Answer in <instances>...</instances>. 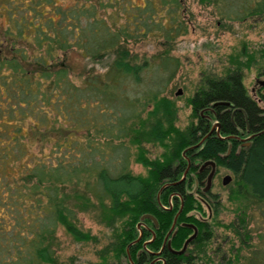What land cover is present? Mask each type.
<instances>
[{"label":"trees","instance_id":"trees-1","mask_svg":"<svg viewBox=\"0 0 264 264\" xmlns=\"http://www.w3.org/2000/svg\"><path fill=\"white\" fill-rule=\"evenodd\" d=\"M56 2L57 0H0V16L6 17L8 24L3 31L5 38L23 39L28 43L26 48L18 47L12 57L2 56L0 53V96L2 98L5 93L3 85L13 91L16 90L17 94L13 92L12 96L19 97L20 108H17V104L13 106L9 102L8 105L11 107L9 113L12 115L6 117L3 113L4 108L2 104L0 105V177L5 185L17 189L20 196L26 193L24 186L28 185L22 182L13 184L17 173L8 171V168L11 161L20 160L26 152L23 142H20L21 138L26 137L23 123L28 112L24 110V104L30 107L33 104L32 99H39L41 104L53 105L55 102L51 90L61 88L58 101L66 104L63 115H68V122L62 121L65 126L59 122V126L47 127L56 131L67 129L66 139L72 138V141L64 143L57 139L53 151H60L64 145L71 156L75 155L74 149L84 148L92 151L93 159L100 154L104 157L103 138H97L98 133L94 132H98L99 125L102 126L103 108L117 95L112 90L116 86L118 88L125 85L127 72L124 68L129 67L130 62L124 59L126 57L131 61L133 53L124 43L144 33L141 23L143 25L153 23L154 26L159 23L161 29L158 35L167 45L188 30L184 0L124 1V5L118 8L120 12L118 17L114 18L116 23L123 18V22L116 30H113L103 18V10L108 6L115 8V4L119 3L117 0H105L104 3L99 0L100 8L91 2L89 7H86L88 4L86 3L84 8L69 11L62 7L55 12L56 8L52 11L53 8L49 5ZM80 3V0H75V5L82 6L83 3ZM242 6L240 19L247 14L264 12V9L257 10L255 8L257 5L252 7L253 5L245 3ZM143 10L147 13H143ZM156 14L161 21L155 18ZM112 15L115 16V12H112ZM49 25L54 28L53 31H48ZM86 25L90 30V37L87 36ZM149 34L150 31H147V36ZM59 48L63 51H59ZM72 48L80 50L82 55L91 59H103L114 53L115 58L107 65L104 73L87 72L83 84L77 85L70 79V68L65 60L67 52ZM61 55L64 59H60ZM242 55L246 57L243 59ZM253 60H255L253 55L246 52L243 45L238 54L231 57L230 62L233 66H228L225 75L220 77L208 75L204 83L196 88L190 102L196 109L202 107L207 112L200 126L186 129L177 126L176 107L168 96L163 95L152 101L153 110L149 112V118L136 127L132 126L130 133V141L133 144L142 146L143 142H148L164 148V151L154 158L144 156L139 158L144 164L149 165L147 175L141 176L131 172L128 144L122 169H117L116 174L109 179H104L98 174V166L96 168V165L90 167L87 165L90 181L95 174L105 181L102 190L95 191V195L109 200L104 218L111 230V241L103 249L101 260L90 264H199V260L207 256V244L215 234L213 223L218 224L219 221L213 222L199 217L192 210L198 209L203 212L204 201L216 217L220 207L218 193L213 192L211 187L206 189L207 177L212 166L208 164L207 168L199 170L201 161L214 160L216 168L221 165L234 172V183L231 186L233 199L238 201L251 199L252 203L258 206L264 205V107L259 109L253 101L244 97L246 90L242 83V67L249 66ZM54 84L55 87L51 88ZM35 86H38L39 90L35 91ZM82 89L97 99L80 103L76 95ZM20 91L21 94L18 93ZM38 91L41 94L37 93ZM3 98L7 102L10 100L9 94ZM217 98H221L219 101L223 102L214 104ZM127 104L133 105L131 101ZM233 106L237 108L234 113ZM37 107L36 105L35 108ZM47 117L48 115L46 117L35 115L34 128L47 124L50 119ZM214 118L219 120L220 134L215 130L207 134L209 124ZM257 131L260 132L241 143L240 135L247 136ZM80 134L87 137L86 142L81 141L78 137ZM227 135L232 136L222 137ZM196 143L199 144L193 147ZM188 160L191 164L182 179ZM41 163L43 166L41 174H52L51 169L62 167L66 174L70 175L71 180L72 171L76 167L79 168L81 163L84 164L73 158L67 160L59 158L57 164L48 169L46 162ZM27 174L30 179L34 177L31 172ZM35 175L39 177L38 173ZM66 180L63 182H67ZM80 180L78 178V181ZM45 183L44 178H41L35 185L41 187L45 186ZM38 191L47 198L45 202L49 207L43 209L42 199H37L39 202L37 207L43 213L49 214L47 220L51 222L55 220L53 225L45 230L41 224H37L36 216L31 215L35 213V205L20 208V199L17 196H10L4 202L14 205L5 207L16 209L20 213V219L11 235L0 236V264L43 262L65 264L58 261L52 244L58 223L64 224L78 240H98L95 235L74 224L76 211L65 203L66 194L60 196L59 191L45 193L40 188ZM171 195L172 206L163 207V204H168ZM181 205L182 210L176 225L168 236L171 247L180 249L185 239L194 231L187 223H194L198 232L186 249L177 253L167 242L164 243V240ZM67 213L70 216H67ZM246 217L247 213L240 211L237 222L225 224L235 235L240 237L243 234V237H240L242 241H246L248 237V231L244 230ZM140 221L144 223L142 227L138 226ZM10 227L12 223L0 217V232ZM141 230L140 238L135 241ZM146 242L147 247L144 246ZM158 257L162 259H157ZM239 258L238 249L234 257H223L218 264H236ZM243 263L264 264V252L259 246L249 249Z\"/></svg>","mask_w":264,"mask_h":264},{"label":"rangeland","instance_id":"rangeland-1","mask_svg":"<svg viewBox=\"0 0 264 264\" xmlns=\"http://www.w3.org/2000/svg\"><path fill=\"white\" fill-rule=\"evenodd\" d=\"M104 1L102 0V3ZM117 1L119 3L115 4V8L108 6L107 9L103 10V18L113 30H116L117 26L123 22V18H120L116 23L114 18L118 17L120 13L118 8L124 5V1L127 0ZM80 2L83 3H80L82 6L75 5V0H57L55 4L49 5V7L53 8L52 11L56 8V12L62 7L69 11L84 8L86 3H88L86 7H89L91 2L95 3L97 8L101 6L99 0H80ZM245 3L250 4V6L253 5L252 7L257 5L255 7L257 10L264 9V0H184L188 30L170 45L164 44L163 39L158 35L161 29L158 22L156 26L153 23L147 22L148 25L141 23L144 33L140 37L134 36L136 39H128L124 43L129 46L133 53V56L130 57L131 61L126 57L124 59L130 62V66L124 68L127 72L125 85L124 87L118 86V88L116 86L112 90L117 95L103 108L101 112L103 114L101 116L102 126L99 125L98 132H94V134L98 133L97 138H103L104 157L100 154L96 159H93L92 151L84 149L83 146V149H74V156L68 153L64 145L61 146L60 151H53L57 139L64 143L72 141V138L66 139L67 129L56 131L47 127L49 125L52 127L59 126V122L65 126L62 121L68 122V115H63L66 104L58 101L61 88H54L55 84L51 87L54 88L51 90L52 99L55 102L53 105L41 104L39 99H32L33 106L29 107L28 104H24L23 108L28 112L25 123H23L26 137L21 138L20 142H23L26 152L20 160L11 161L8 171L17 173L16 181H12L13 184L24 183L28 187L24 186L26 193L20 196L21 194L18 195L17 189L5 185L0 177V217L6 219V222L12 223V227L0 232V236L11 235L20 219V213L16 209L5 207L6 205H14V203L5 204L4 202L10 196H17L20 199V208L31 205L34 207L35 205V213H31V215L36 216L37 224H41V227L47 230L55 220L52 222L47 220L49 214L43 213L37 207L39 204L37 199L43 200V209L49 207V204L45 202L47 198L41 195L38 189L40 188L45 193L59 191L60 196L63 193L66 194L65 203L76 211L77 217L73 220L74 224L95 235L98 240H78L67 230L64 224L58 223L52 241L58 261L65 264L98 262L101 260L103 249L111 241V230L104 218L108 211L109 200H104V198L95 195V191L102 190L105 181L96 174L90 181L86 167L87 165L88 167L96 165L97 168L98 166V174H101L104 179H109L113 174H116L117 169H122L125 161L124 153L128 144L131 172L141 176L147 175L149 165L144 164L139 158L143 156L154 158L161 154L164 148L143 142V149L142 146L130 141V133L132 126L136 127L149 118V112L153 110L152 101L155 98L166 95L174 101L176 125L180 128L200 126L204 122V116L207 115V112L202 107L196 109L194 104L190 102L191 97L196 88L204 83L206 76L220 77L225 75L228 66H233L230 62L231 57L236 56L244 45L246 52L251 53L255 59L249 66L242 67V83L246 90L244 97H248L259 109L263 108L264 83L261 81H264V12L247 14L243 19H240L242 5ZM112 12H115V16L112 15ZM142 12L147 13L144 10ZM155 18L161 21L157 14ZM7 25V18L0 16V53L2 56L12 57L17 52L18 47L25 46L26 48L28 43L23 39L5 38L3 31ZM85 28L87 36L90 37L88 26L86 25ZM53 30L54 28L49 25L48 31ZM147 31H150L148 36ZM32 51L33 49L30 52L31 55L33 54ZM59 51H63V49L59 48ZM111 55L103 59H91L82 55L80 50L72 48L65 57L70 68V79L73 83L82 85L87 72L104 73L107 65L115 58V53ZM241 57L244 59L246 56L242 55ZM60 59H64V57L61 55ZM3 89L5 92L3 96L9 94L10 100L7 102L3 96L2 98L0 96V100H2L0 105L2 104L4 108V115L11 117L12 113H9L11 107L8 104L9 102L13 106L17 104L18 108L19 97L12 96L17 94L15 93L16 90L13 91L5 85H3ZM178 89L181 90L180 93H176ZM34 90H39V87L35 86ZM13 92L14 94H12ZM18 93L21 94V91ZM76 96L80 103H88L90 99H97L83 89ZM147 97L150 98L147 99ZM26 99H28L27 96ZM217 99V101L222 100L221 98ZM130 101L133 103L131 106L127 104ZM36 105L37 108H35ZM232 105L235 106L233 103ZM18 115L20 116L19 112ZM35 115H39V117L48 115L49 124H41L42 126L39 128H34ZM43 121L47 122V120ZM216 121L219 122L218 119L214 118L210 122L209 131L213 127L216 129ZM83 135L80 134L78 137L84 143L87 141V137L85 138ZM55 138L56 140H52ZM59 158L66 160L73 158L79 160L80 163L84 162V164L81 163L79 168L76 167L72 171L73 179L71 180L69 179L70 175L66 174L62 167L50 168L57 164ZM41 161L46 162L47 168L52 170V174H41L40 171L43 169L42 163L40 164ZM35 168H37L36 171H34ZM27 172L33 173L34 177L30 179ZM37 173L39 177L35 175ZM225 174L231 175V180L226 184L222 181ZM41 178H44L45 186L36 187L35 183ZM78 178L81 180L78 181ZM64 180L67 182H63ZM233 180V171L225 166H217L211 189L218 193L220 201L218 214L215 217L204 201H202L203 212L198 209L192 210L199 217L213 222L219 221L218 224L213 223L215 234L207 244V256L200 259L199 264H218L223 257H234L235 251L238 249L240 258L236 264H244V257L248 254L249 249L259 246L264 252V205L258 206L252 203L251 199L242 201L233 199L231 197ZM240 211L247 213L246 229H244L248 231L246 241L240 239L243 234L239 237L234 234L231 228L225 226L232 221L237 222V215ZM68 213L66 215L70 216ZM32 222L33 220H31ZM12 238L14 239L13 236ZM41 264L49 263L43 262Z\"/></svg>","mask_w":264,"mask_h":264},{"label":"water","instance_id":"water-1","mask_svg":"<svg viewBox=\"0 0 264 264\" xmlns=\"http://www.w3.org/2000/svg\"><path fill=\"white\" fill-rule=\"evenodd\" d=\"M261 83H264V81H261ZM180 92H181V90L178 89V91H177L176 93H180ZM221 102H223V101H217V102H215L214 104H216V103H221ZM215 124L217 125V127H219V124H220V123H219L218 121H216ZM215 124H214V126H215ZM213 130H214V127H213V128L207 133V134L211 133ZM217 132H219V129H217ZM259 132H260V131L253 132V133H251L250 135H247L246 137L241 138V139H247V138H250L251 136H253L254 134H257V133H259ZM218 134H220V133H218ZM230 136H232V135H227V136H222V137H230ZM198 144H199V143H196L195 145H193V147H194V146H197ZM188 161H189V162H188V165H187V167H186V169H185V171H184V173H183V175H182V179L185 177V175H186V173H187V171H188V168L190 167V164H191V163H190V160H188ZM208 164H210L212 167H211V170H210V172H209V174H208V177H207V185H206V189H208V188L211 187V182H212V179H213V177H214V175H215V172H216V163H215V161H214V160H206V161H204V162L202 163V166H206V165H208ZM230 180H231V175H230V174H225V175L223 176L222 181H223L224 184L228 183ZM181 210H182V205H181L180 209L177 211V213L175 214L174 219H173V222H172V225H171V227H170L168 233H167L166 236H165L164 243L167 242V243H168V246H169L170 248H172V247H171V245H170V240L168 239V236H169V234L172 232V230L174 229V227H175V225H176V222H177L178 215H179V213L181 212ZM150 216H151V215H150ZM141 223H142V221H140V222L138 223V226H140ZM187 225L193 227V228H194V231H193L192 234H190V235L185 239V241H184V243H183V246H182L180 249H173V248H172V250L175 251V252H177V253H181V252H183V251L186 249L188 243H189V242H190V241H191V240L197 235V232H198L197 226H196L194 223H187ZM141 234H142V230L140 231V234H139V236L137 237V239H136L135 241H137V240L140 238ZM158 253H159V252H158Z\"/></svg>","mask_w":264,"mask_h":264},{"label":"flooded vegetation","instance_id":"flooded-vegetation-1","mask_svg":"<svg viewBox=\"0 0 264 264\" xmlns=\"http://www.w3.org/2000/svg\"><path fill=\"white\" fill-rule=\"evenodd\" d=\"M225 103V102H224ZM212 109V108H211ZM237 108H234L233 109V113H234V111L236 110ZM215 129V128H214ZM217 129H219V127H217V125H216V129H215V131L217 132ZM214 131V130H213ZM217 133H220V131L219 132H217ZM244 137H246V136H239V139L241 140V143H243V142H245L247 139H241V138H244ZM202 163L203 162H201L200 164H199V170H203V169H205V168H207V165L206 166H202ZM171 198H172V195L170 196ZM169 197V198H170ZM172 203H173V200H172ZM165 206V205H164ZM172 206V205H171ZM171 206H169V208L171 207ZM142 225H144V223H141V226ZM144 246L145 247H147V242L146 243H144ZM159 254H160V250H159ZM157 259H162V257H158Z\"/></svg>","mask_w":264,"mask_h":264},{"label":"built area","instance_id":"built-area-1","mask_svg":"<svg viewBox=\"0 0 264 264\" xmlns=\"http://www.w3.org/2000/svg\"><path fill=\"white\" fill-rule=\"evenodd\" d=\"M165 205V206H164ZM172 205V198L170 197L169 198V202H168V204H163V207H165V208H167V207H169V206H171Z\"/></svg>","mask_w":264,"mask_h":264},{"label":"bare ground","instance_id":"bare-ground-1","mask_svg":"<svg viewBox=\"0 0 264 264\" xmlns=\"http://www.w3.org/2000/svg\"><path fill=\"white\" fill-rule=\"evenodd\" d=\"M192 233H193V232H192ZM192 233H191V234H192Z\"/></svg>","mask_w":264,"mask_h":264}]
</instances>
